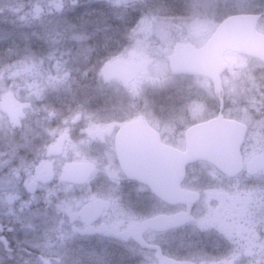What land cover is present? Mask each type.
Masks as SVG:
<instances>
[{
	"label": "flooded vegetation",
	"instance_id": "af4514ba",
	"mask_svg": "<svg viewBox=\"0 0 264 264\" xmlns=\"http://www.w3.org/2000/svg\"><path fill=\"white\" fill-rule=\"evenodd\" d=\"M239 14L259 16L264 33V14L257 13L255 0H0V57L17 63L0 65L1 247L14 243L21 252L22 229L36 235L38 229H63L61 238L70 245L63 257L50 251L55 264H264V162L254 174L248 168L254 158L264 160L259 149L264 81L259 88L247 80L235 82L227 58L235 52H226L228 68L216 81L176 74L199 82L187 89L189 101L154 120L133 113L129 95L151 89L155 81L148 71L163 66L154 56H123L129 40L113 39L116 33H90L97 29L92 21L101 23L105 16L112 31L126 26L127 36L136 27L152 47L161 46L160 34L167 32L176 41L167 65L174 73L173 54L187 45L204 46L222 23ZM56 25L80 26V33L68 28L55 34ZM169 25L171 31L164 28ZM52 56L61 59L59 65L47 61ZM150 60L136 83L114 78L115 62ZM258 62L264 74V63ZM202 81L209 82L214 97ZM216 117L247 128L239 174L229 176L197 160L185 167V195L161 197L125 174L117 144L129 122L144 120L162 143L184 150L187 131ZM74 163L94 170L82 182H72L65 169ZM8 251L13 261L21 260L16 264L36 259L35 253L23 259L14 248Z\"/></svg>",
	"mask_w": 264,
	"mask_h": 264
},
{
	"label": "water",
	"instance_id": "95a60500",
	"mask_svg": "<svg viewBox=\"0 0 264 264\" xmlns=\"http://www.w3.org/2000/svg\"><path fill=\"white\" fill-rule=\"evenodd\" d=\"M257 15H235L222 23L210 40L200 48L187 45L171 57V68L177 74L206 76L214 81L225 72L226 51L240 53L264 62V33L258 30ZM114 63V78L136 81L143 66ZM123 131V132H122ZM118 137V155L125 174L149 185L158 196L185 195L181 183L185 167L198 161H207L229 176L243 170L241 147L247 128L237 121L223 117L191 127L186 133L187 146L175 149L160 141L158 134L144 120L129 122ZM264 160L256 157L249 172L254 174ZM91 164L74 163L65 169L72 182H82L91 172ZM231 264V263H227Z\"/></svg>",
	"mask_w": 264,
	"mask_h": 264
},
{
	"label": "rangeland",
	"instance_id": "374dc122",
	"mask_svg": "<svg viewBox=\"0 0 264 264\" xmlns=\"http://www.w3.org/2000/svg\"><path fill=\"white\" fill-rule=\"evenodd\" d=\"M86 12V11H85ZM65 17V16H63ZM86 18H90L91 16H84ZM96 17V16H94ZM108 17L105 16L104 21L101 23H94L92 21L91 25H95L97 27L96 31H91L90 33H100L101 35H107L110 36L111 33H116L117 38L113 39H127L125 43L123 44L125 47V50L121 53L123 56L133 58L134 60H139L152 57L154 56L155 62L158 63L159 66H163L162 69L160 68H150L148 71L150 77H152V80L155 81V84L151 85V89H148L150 94L147 93V89L140 90V91H135L133 95H129V98L133 100V113H145L149 115L152 119L154 120H159L158 118L160 117H165V115L172 113L174 107L182 101V103H185L190 100V96L188 95L187 89L189 90L192 87H196L199 80L198 78H185V77H179L174 74L171 69L167 66L168 65V56L171 55L174 46L176 44L175 39H170L169 34L167 32H160V38L162 40V43L160 44L161 46L158 47H152L149 43V41H146L143 36H139L140 30H136V27H134L133 31H130V35L128 34L126 36V31L129 30L128 27L126 26H120L117 25V28L113 30V25L106 24V19ZM90 24V23H89ZM79 27L80 26H69L66 27L63 25H56L54 26V33L63 35L67 33V29L69 28L70 33H80L79 32ZM158 27V26H157ZM262 30H264V25L261 26ZM161 28V27H159ZM164 28L168 29L171 31L172 27L169 25L168 27L164 26ZM214 29L216 26H207L205 29ZM195 27L193 28V30ZM147 31V30H145ZM82 33H85L83 30ZM133 33L135 35H133ZM195 34L200 36L202 34L201 30H194ZM133 35V36H132ZM138 35V36H137ZM103 40V38H102ZM110 40V39H109ZM108 39L106 41H109ZM195 42L197 43H202L201 38L195 39ZM147 56V57H146ZM0 65L3 64L5 66H14L17 65V63H10L9 59L6 57H0ZM228 60L231 63V71L229 73V77H231L233 74L235 76L234 81H243L247 80V82L251 83L254 87H261L260 84L262 81H264V74L259 73L260 67L262 66L261 63L258 61H255L253 59H250L246 56H242L241 54H231L227 56ZM45 59V58H44ZM48 62L51 63V65H59L60 63V58L59 57H48L47 58ZM42 60V58H41ZM23 63V62H22ZM27 61H25L26 64ZM264 67V66H263ZM258 72L257 77L254 76L252 73L253 72ZM244 77V78H243ZM227 80V78H226ZM225 80V81H226ZM204 84V89L207 93H209L210 96L214 97V94L210 88V85L208 81H202ZM148 87V88H150ZM213 89V86H211ZM255 131H259V126L254 128ZM264 135V134H263ZM251 137H255L254 135H250ZM264 138V136H261V139ZM32 229H22V231H25L23 233V248H16L15 250L18 254L22 255L23 259L27 256L34 255L37 257L36 254L40 253L41 250H46V251H55L59 252V254L63 257L62 253H67L69 246L65 241H63V238H61V234L63 232V229H38L40 231L39 235H36L30 231ZM21 231V232H22ZM29 231V232H28ZM50 231V232H49ZM53 231V232H52ZM49 232V233H48ZM42 238V239H36V237ZM2 242V241H1ZM0 242V250L2 243ZM28 243V244H27ZM10 249V247H7ZM37 249V251L35 250ZM249 248L246 246V249ZM72 251V250H69ZM55 253V252H54ZM21 260H16L13 261L15 263H18ZM24 264H32V260L29 259H24L22 260Z\"/></svg>",
	"mask_w": 264,
	"mask_h": 264
},
{
	"label": "clouds",
	"instance_id": "9594fccd",
	"mask_svg": "<svg viewBox=\"0 0 264 264\" xmlns=\"http://www.w3.org/2000/svg\"><path fill=\"white\" fill-rule=\"evenodd\" d=\"M255 7L258 14H264V0H255ZM9 87L10 86H7L5 82V94L7 93ZM224 102L227 104L229 103V100L226 99ZM260 119L264 121V112L260 113ZM4 122L5 124L7 123L6 116L4 118ZM252 147L255 150L257 148V145L253 144ZM259 149L264 152V138L259 141ZM262 217H264V213H262ZM261 228L264 229V219H262ZM53 256V253L46 250H41L32 264H55Z\"/></svg>",
	"mask_w": 264,
	"mask_h": 264
},
{
	"label": "trees",
	"instance_id": "16d2710c",
	"mask_svg": "<svg viewBox=\"0 0 264 264\" xmlns=\"http://www.w3.org/2000/svg\"><path fill=\"white\" fill-rule=\"evenodd\" d=\"M8 247L10 248H20L19 245H16L14 243H12L11 245H9ZM9 249L6 248L5 246L1 247V250H0V258H1V261H0V264H16L15 262H13L12 258L8 255L9 254Z\"/></svg>",
	"mask_w": 264,
	"mask_h": 264
}]
</instances>
